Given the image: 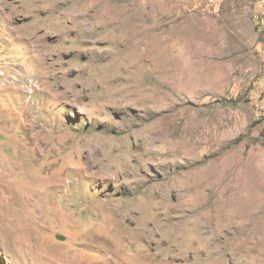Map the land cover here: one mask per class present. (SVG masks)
I'll use <instances>...</instances> for the list:
<instances>
[{
	"label": "rangeland",
	"instance_id": "rangeland-1",
	"mask_svg": "<svg viewBox=\"0 0 264 264\" xmlns=\"http://www.w3.org/2000/svg\"><path fill=\"white\" fill-rule=\"evenodd\" d=\"M0 264H264V0H0Z\"/></svg>",
	"mask_w": 264,
	"mask_h": 264
}]
</instances>
